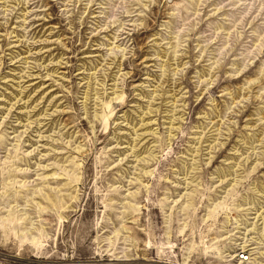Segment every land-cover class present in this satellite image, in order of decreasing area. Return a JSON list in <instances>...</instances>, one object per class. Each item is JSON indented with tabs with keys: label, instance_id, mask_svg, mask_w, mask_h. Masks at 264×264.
<instances>
[{
	"label": "rangeland",
	"instance_id": "1",
	"mask_svg": "<svg viewBox=\"0 0 264 264\" xmlns=\"http://www.w3.org/2000/svg\"><path fill=\"white\" fill-rule=\"evenodd\" d=\"M0 217V264L264 263V0H0Z\"/></svg>",
	"mask_w": 264,
	"mask_h": 264
},
{
	"label": "bare ground",
	"instance_id": "2",
	"mask_svg": "<svg viewBox=\"0 0 264 264\" xmlns=\"http://www.w3.org/2000/svg\"><path fill=\"white\" fill-rule=\"evenodd\" d=\"M4 226H5V219L0 217V227H4ZM29 229H27V228L24 229V230L17 229L15 231L16 237H17V239H19L21 244L35 243L36 242V237L33 235L32 231L29 230ZM223 253L224 252H221L219 254L218 258L220 260H225L226 259V261H232V262L227 263V264H264L263 262L261 263L260 261L255 260L254 258L248 260L249 257L248 256L245 257L244 255H241L240 254L241 252L239 254H234V255L231 254V255H233L231 258L230 257L228 258V253L225 254V255H223ZM232 259H234V261Z\"/></svg>",
	"mask_w": 264,
	"mask_h": 264
}]
</instances>
